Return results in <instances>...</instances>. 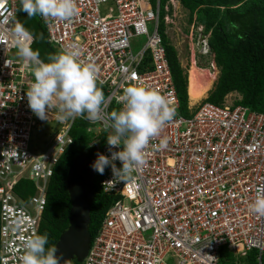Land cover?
<instances>
[{
	"label": "built area",
	"instance_id": "1",
	"mask_svg": "<svg viewBox=\"0 0 264 264\" xmlns=\"http://www.w3.org/2000/svg\"><path fill=\"white\" fill-rule=\"evenodd\" d=\"M76 4L70 22L38 17L55 48L62 52L76 45L78 60L98 69L101 116L122 107L117 97L130 84L156 90L177 112L150 141L146 163L130 178L114 179L111 168H105L99 185L113 202L82 264H220L225 252L233 256V264H248L252 250L254 264H264V216L249 209L264 190V112L236 104L240 95L230 101L228 93L220 104H189L190 114L180 113L159 31L160 0ZM17 7L18 0H0V264H20L25 241L38 235L48 181L72 143L74 122L57 121L53 109L42 120L28 106L26 91L33 76L17 52L21 44L32 47L34 38L30 33L27 40L16 31ZM168 21L166 13V25ZM82 120L91 135L89 145L110 156L103 120ZM38 125L51 128V134L32 148ZM103 131L107 134L101 139ZM22 178L35 187L27 202L14 191Z\"/></svg>",
	"mask_w": 264,
	"mask_h": 264
},
{
	"label": "trees",
	"instance_id": "2",
	"mask_svg": "<svg viewBox=\"0 0 264 264\" xmlns=\"http://www.w3.org/2000/svg\"><path fill=\"white\" fill-rule=\"evenodd\" d=\"M151 2L155 3V0ZM179 2L187 10L190 22L202 25V33L207 35L213 61L219 70L203 102L220 104L225 95L237 92L240 99L235 100L236 104L240 103L252 110L264 112V0H179ZM165 4L169 6L167 11L164 9ZM20 7V0H18L17 25H23L24 29L32 34L34 38L32 49L38 50L40 59L48 62L49 55L58 54L61 51L48 41L45 27L39 17L37 16L38 19H35L36 24L33 26L26 21V13L21 11ZM171 11L169 0H160L159 31L179 99V111L188 116L190 109L187 71L181 65L177 50L170 43L165 32L164 16ZM96 86L103 91L100 86L97 84ZM38 126L49 128L46 125ZM35 128L31 135V142ZM69 133L72 143L59 157L49 178L46 203L38 228V235L48 237L46 250L50 248L56 250L60 235L68 226L70 199L66 176L69 167L76 164L81 155L91 150L90 146H92L89 145L91 135L86 132V123L81 118L74 120ZM50 134L51 128L42 142ZM106 134L107 132L103 131L98 136L104 139ZM102 176L95 171L88 221V232L91 238L96 234L106 209L113 202V197L101 190L99 181ZM14 191L22 201L27 202L35 191L34 183L27 178H22L15 185ZM255 254L254 250L249 252L246 258L248 264L255 263ZM232 257L230 253L225 252L222 263L233 264V261H230ZM59 264H82V262L73 258Z\"/></svg>",
	"mask_w": 264,
	"mask_h": 264
},
{
	"label": "clouds",
	"instance_id": "3",
	"mask_svg": "<svg viewBox=\"0 0 264 264\" xmlns=\"http://www.w3.org/2000/svg\"><path fill=\"white\" fill-rule=\"evenodd\" d=\"M101 2L97 0L98 4ZM178 3L179 0H174V3H170L171 8H175ZM20 6V10L28 17L39 15L46 21L51 18L70 22L77 13L76 0H20ZM202 28L201 25V32ZM16 31L27 40L32 39L23 25L18 24ZM204 36L198 43L201 47L199 53L203 55L211 52L207 35ZM17 55L32 73L33 81L26 96L29 108L38 118L48 119L50 111L55 109L56 119L61 123L78 117L93 122L103 120L108 132L106 139L110 156L97 153L91 164L100 175L104 174L106 167H110L114 179L124 181L130 178L134 171L146 163V149L150 141L158 137L165 125L177 115L175 107L156 90L130 84L117 97L122 107L102 117L104 95L96 86L98 69L93 63L85 64L78 60L80 52L76 45H69L66 50L49 55L48 62L41 60L39 51L33 50L30 44H21ZM120 146L121 150L113 151ZM165 146L166 141L161 140L160 147ZM116 161L120 162V167H117ZM249 209L264 216V190L258 191ZM47 243V235L28 238L20 256V264H59L56 250H46Z\"/></svg>",
	"mask_w": 264,
	"mask_h": 264
},
{
	"label": "water",
	"instance_id": "4",
	"mask_svg": "<svg viewBox=\"0 0 264 264\" xmlns=\"http://www.w3.org/2000/svg\"><path fill=\"white\" fill-rule=\"evenodd\" d=\"M69 167L66 183L70 199L68 226L60 235L56 253L60 263L71 259L82 261L90 245L89 210L93 197L95 171L91 164L99 153L94 145Z\"/></svg>",
	"mask_w": 264,
	"mask_h": 264
},
{
	"label": "rangeland",
	"instance_id": "5",
	"mask_svg": "<svg viewBox=\"0 0 264 264\" xmlns=\"http://www.w3.org/2000/svg\"><path fill=\"white\" fill-rule=\"evenodd\" d=\"M170 14L171 15L169 16V21L167 22L165 32L170 43L175 46L179 61L183 68L187 71V74L190 67L195 64L198 69L202 71L207 70L209 74L213 75L212 81L208 85L204 95L198 98L192 104L194 107H197L207 96V92L212 87L213 82L216 80L219 70L213 61V54L211 52H206L204 55L199 53V51H201V47L198 43L204 36L201 34V25L193 23V21L190 22L187 10H185L179 3L175 4V8L172 9ZM37 16L28 17L26 14V21L35 26V19H38ZM143 39L144 38L142 37L141 41H143ZM237 97H239L237 92H231L230 101L235 100ZM53 110L56 112L55 109ZM112 110L116 109L112 108L111 111ZM35 129L36 130L32 136L31 147L39 148L43 143V137L49 132V128L37 126ZM262 256L264 262V252L262 253ZM230 261H234V258L232 257ZM220 264H223L222 261Z\"/></svg>",
	"mask_w": 264,
	"mask_h": 264
},
{
	"label": "bare ground",
	"instance_id": "6",
	"mask_svg": "<svg viewBox=\"0 0 264 264\" xmlns=\"http://www.w3.org/2000/svg\"><path fill=\"white\" fill-rule=\"evenodd\" d=\"M212 78L213 75L209 74L207 70L202 71L193 64L188 71V94L190 99L197 100L203 96Z\"/></svg>",
	"mask_w": 264,
	"mask_h": 264
},
{
	"label": "crops",
	"instance_id": "7",
	"mask_svg": "<svg viewBox=\"0 0 264 264\" xmlns=\"http://www.w3.org/2000/svg\"><path fill=\"white\" fill-rule=\"evenodd\" d=\"M213 86V85H212ZM192 100V101H191ZM196 100L190 99L189 97V104L192 105Z\"/></svg>",
	"mask_w": 264,
	"mask_h": 264
}]
</instances>
